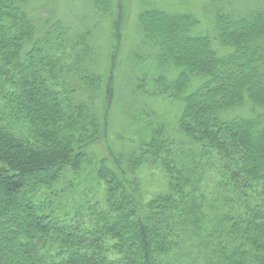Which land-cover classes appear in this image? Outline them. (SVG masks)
<instances>
[{
  "label": "trees",
  "instance_id": "obj_1",
  "mask_svg": "<svg viewBox=\"0 0 264 264\" xmlns=\"http://www.w3.org/2000/svg\"><path fill=\"white\" fill-rule=\"evenodd\" d=\"M71 1L0 0V264H264V3L142 9L118 71L116 0Z\"/></svg>",
  "mask_w": 264,
  "mask_h": 264
},
{
  "label": "rangeland",
  "instance_id": "obj_2",
  "mask_svg": "<svg viewBox=\"0 0 264 264\" xmlns=\"http://www.w3.org/2000/svg\"><path fill=\"white\" fill-rule=\"evenodd\" d=\"M79 1V0H77ZM71 0H40V4H47L46 8L43 11L49 16L53 17V19L65 18L70 22H76L82 17V14H85V18H91V14L86 8L76 9L71 7ZM80 3L83 0L79 1ZM264 3V0H116L114 5V13L122 14L123 23L122 28L120 30V42L118 43L117 35L115 38L111 39L110 48L111 50L108 52L109 62L111 63L112 59L115 58V66L116 69H120V65L127 63L128 55L131 52V43H133V39L135 41V45L137 43V38L139 36L138 30L134 27L137 22V15L139 11L142 9L149 8H158L166 11H184L189 10L193 12L197 17L203 19V14L208 15L211 13L217 6H222L226 4H231L233 6H244V7H253L254 5ZM36 4V5H40ZM207 8V11L205 9ZM74 9V10H73ZM117 13V14H118ZM206 13V14H205ZM87 14V17H86ZM121 17V16H120ZM88 19V22H89ZM134 25V26H133ZM208 23H204L203 27H206ZM210 28V26L206 27ZM119 46L118 51L115 53V47ZM141 52H145L144 49H138ZM115 55L113 57L112 55ZM121 54V55H120ZM120 55V56H119ZM123 60L125 62H123ZM108 62V63H109ZM119 71V70H118ZM149 75L155 73L154 69H148ZM154 107L159 110L158 106L155 104ZM115 108V106H114ZM117 108V106H116ZM113 109V108H112ZM116 110V109H115ZM115 110L113 109L111 113H109L106 118L109 132L105 133L103 137L100 139V143L97 148L101 150V152H106V148L110 145L117 146V144H122V140L125 136L133 137V134L129 136V129H125L123 127L124 120L120 119L117 115H115ZM132 133V132H131ZM137 136L134 135L136 139ZM156 171L145 170L142 172V176L140 177L141 184L145 188L148 193L147 198L153 196L157 191V187L153 184V181L158 180L155 177H159L160 174ZM153 180V181H152ZM147 184V185H146ZM77 185L71 190H68L63 196L60 197L59 205L61 209H64L65 206L72 204L73 201L80 200L83 189L76 188ZM72 202V203H71Z\"/></svg>",
  "mask_w": 264,
  "mask_h": 264
}]
</instances>
